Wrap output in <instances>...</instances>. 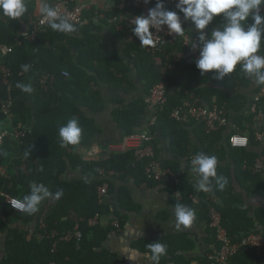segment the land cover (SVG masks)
<instances>
[{"label":"trees","instance_id":"trees-1","mask_svg":"<svg viewBox=\"0 0 264 264\" xmlns=\"http://www.w3.org/2000/svg\"><path fill=\"white\" fill-rule=\"evenodd\" d=\"M67 1L71 7L76 4V0ZM133 1L111 0L112 9L104 13L88 5L84 11V17L89 20L87 26L79 27L72 33L57 32L46 26L30 41L18 35L22 24L28 26L32 23L29 20L33 16L30 6H27V9L30 7V14L26 12L15 20L0 15V45L12 48V52L1 59L9 76L0 75V123L10 119L13 127L20 126L25 132L23 138L5 139L0 146V165L5 162L4 157L10 154L13 169L7 177H0V235H5L0 264L121 263L115 253L104 248V243L110 233L117 230L111 225L114 221L121 229L125 220L121 211L137 212L139 208L133 203L127 188L117 187V182L125 183L133 179L136 183L145 181L156 184L144 176L148 161L136 162L132 152L114 153L100 161L84 160L78 150L88 146L98 132L96 124L87 114L99 113L104 109L102 87L108 86L122 92L134 88L131 70L122 56L133 62L135 76L144 88L142 99L116 108L112 113L123 136L138 132L137 126L147 112L145 96L161 81L167 83L166 102L156 113L155 123L147 126L145 132L152 136L151 144L160 166L171 170L180 179L178 185L171 183L167 188L172 197L170 203L194 209L195 219L207 222L209 209L216 208L231 243L247 236L256 225L264 228V209L259 208L251 215L245 206V197L264 198L262 175L253 170L256 160L262 157L257 152L260 142L256 141L255 135L260 133L264 136V129L257 130L256 115L246 111L263 85L257 86L247 103L244 95L232 94L236 88L247 87L253 81L240 71V67L222 81L213 79L212 72L201 76L195 66V58L188 48L182 46L180 38L172 45L162 44L154 54L148 49L149 46H142L139 41L127 44L122 56L115 50L104 54L100 48V33L104 27L115 40L121 42L124 39V28L117 31L115 23L110 22L112 19L130 13L144 15ZM177 2L163 0L165 9L172 11H177ZM127 3L132 4L126 6ZM147 3L150 9L155 7L157 0H148ZM261 15H264V11ZM34 21L28 26L29 31L37 19ZM222 23L218 16L204 32L210 33ZM182 27V35L198 40L199 33L192 24L187 28L182 22ZM176 53L183 55L178 63L172 61ZM259 54L264 56V39ZM157 59L160 60L159 65L156 64ZM25 64L30 65L27 72L21 68ZM169 65L172 66L170 71L166 70ZM163 69L166 71L162 73ZM63 71L68 73L67 78L61 75ZM46 75L49 80L44 89L40 80ZM179 77L182 80L178 83ZM17 83L30 84L32 92L21 91L16 87ZM190 94L207 106L223 107L228 119L233 114L234 127L207 133L202 123L191 120L182 125L172 119L171 114L189 102ZM31 100L33 107L29 105ZM115 102L122 103L120 100ZM3 104H8L9 116L3 114ZM257 109L264 116V100L257 103ZM73 118L79 121L82 128L80 140L75 145L62 147L59 128ZM187 128L192 129V135ZM234 133L247 136L249 146L246 149L230 147L229 137ZM192 136L198 141V146L192 142ZM159 138L168 141L170 151L187 165L191 166V158L201 152L217 158L220 163L217 165V175L228 178L222 190L213 182V193L219 203L205 193H199L194 202L196 174L190 175L180 163L160 160ZM226 158L232 161V168L224 163ZM68 168L80 171L86 179L67 180L65 174ZM34 184L43 185L50 196L42 200L32 214L12 210L6 197L21 200L30 194ZM104 184L107 185V194L100 201L97 190ZM57 192L61 193L59 197L56 196ZM114 195L117 196V211L112 210L107 202V198ZM96 214L100 215L102 222L89 226L88 220ZM76 227L80 233L78 239L68 242L61 240L65 235L73 234ZM53 232L56 236H52ZM207 234L208 243L216 249L213 230L209 229ZM154 242L166 245V254L155 261L156 264H209L207 254L212 251L199 257H187L195 251V242L184 234L166 236L156 241H138L134 247L151 256L148 246ZM230 264H264V253L258 254L252 248H245L230 260Z\"/></svg>","mask_w":264,"mask_h":264},{"label":"clouds","instance_id":"clouds-1","mask_svg":"<svg viewBox=\"0 0 264 264\" xmlns=\"http://www.w3.org/2000/svg\"><path fill=\"white\" fill-rule=\"evenodd\" d=\"M145 3L148 0H144ZM264 0H178L177 11L167 10L163 0H157L155 7L148 9L147 15H137L132 28L133 35L138 38L140 45L153 44L152 28L166 25L169 34L182 35L181 15L190 21L198 31L200 43L199 57L195 66L200 75L212 72L213 79L222 81L226 75L233 73L237 65L240 71L257 85H264V56L257 55L264 39V15L261 8ZM38 10L43 15L48 26L57 32L72 33L76 31L69 17L60 15L55 8L39 0ZM27 11L25 0H0V15L15 20ZM221 17L223 23L210 33L204 30L216 18ZM251 18V23H249ZM22 71L27 72L30 65H21ZM17 88L25 93H31L30 84L17 83ZM82 128L76 118L70 119L59 128L61 146L75 145L79 142ZM217 158L204 153H197L191 161V171L196 174L197 190L209 192L213 182L222 190L228 183V178L217 175ZM61 193L57 192L59 197ZM50 196L43 185H33L29 195L21 200H13L15 209L27 214L37 210L42 200ZM175 224L177 228L189 226L195 219V210L183 204L174 205ZM151 249V259L158 261L166 254V245L154 242L148 246Z\"/></svg>","mask_w":264,"mask_h":264},{"label":"crops","instance_id":"crops-1","mask_svg":"<svg viewBox=\"0 0 264 264\" xmlns=\"http://www.w3.org/2000/svg\"><path fill=\"white\" fill-rule=\"evenodd\" d=\"M90 2L91 0H80V2ZM26 7L30 6L31 11H33L32 18H29L30 22L35 23V19H38L41 14L38 10L39 0H25ZM44 3L50 5V0H44ZM134 5L141 8L144 15H147L149 6L144 0H134ZM132 3H127L126 6ZM92 6V5H91ZM30 7L28 8L30 10ZM98 11L104 13L112 9L113 5L111 0H100L98 3L93 5ZM27 11L30 14V11ZM34 21V22H33ZM181 21L185 23L186 27L189 28L191 22L184 20L181 16ZM29 23V27L32 25ZM26 24H22L18 30V35L22 36L25 34L29 28ZM124 39L120 42L115 40L110 34L107 28H103L101 35L100 48L102 52L108 55L111 51H118L119 54L123 55L124 47L132 42L139 41L132 33L133 26L124 25ZM183 57L182 54H175L173 62L178 63ZM124 62L130 68V78L134 84V88L128 92H122L117 89H112L108 86L102 87V97L104 100V109L99 113H88V117L91 118L98 132L90 141L89 145L78 150V153L84 160H96L100 161L106 157L114 154L111 151V147L117 144L124 137L121 130H119L113 120L112 113L116 108H123L131 104L133 101L142 99L144 97V88L142 83L137 80L135 76L134 64L126 57H123ZM170 71V70H169ZM182 80L179 77L178 83ZM214 87L213 85H211ZM257 84L253 81L247 87L240 86L236 88L232 94H240L246 97L247 103L253 96ZM115 100H120L122 103H116ZM33 100L30 101V107H33ZM248 106V105H247ZM151 116V112H146L145 116L140 120L137 131L144 132L148 120ZM233 114L229 117V124L233 125ZM256 129H264V116L261 118H255ZM12 122L10 119L3 121L0 124V131L12 129ZM188 132L191 134L192 129L187 128ZM192 135V134H191ZM158 138V137H157ZM192 142L195 145H199L198 141L192 136ZM159 145L161 147V153L159 156L160 160H168L176 163H180L182 167L191 175L195 174L191 171V166L187 165L185 161L181 160L179 157L174 155L169 149V143L163 138H159ZM258 154L262 157L264 155V143H260L257 147ZM2 165H0V177H7L13 169L11 168L12 156L9 154L4 157ZM226 164L230 165L232 168L233 163L230 159L225 160ZM220 163L218 162L217 165ZM262 179L264 181V160H263V170L260 172ZM65 178L67 180H83L86 179L80 171H75L70 168L66 171ZM196 183H197V177ZM171 183L169 181H163L159 184H148L145 181L135 182L133 179L127 180L125 183L117 182V187L124 186L127 188L133 203L139 208L137 212H122L125 216L124 223L121 229L112 231L104 243V248L115 253L121 260L120 264H156L155 261L151 259L150 254L144 253L136 249L134 244L138 241H156L162 239L166 236H173L184 234L188 238L195 242V251L187 255L188 258L199 257L208 253L209 251H214L210 243H208V223L207 221H200L194 219L193 222L187 226L176 227L175 216H174V205L170 203L172 197L169 195L167 188ZM178 185V184H177ZM235 187L237 185H234ZM239 189V187L237 186ZM199 193H205L210 196L215 203H219L218 199L214 196L213 189L209 192L199 191L196 188L195 195L193 197L194 202L198 199ZM178 197V194H176ZM107 202L110 204V208L114 211L119 210L117 203V196H110L107 198ZM245 206L248 208L249 213L254 214L255 210L262 208L264 209V198L260 196L245 197ZM34 226L32 225L33 229ZM254 233L260 235L264 240V228L260 225H256L253 229ZM5 249V235H0V259L4 254ZM173 264V263H168Z\"/></svg>","mask_w":264,"mask_h":264},{"label":"built area","instance_id":"built-area-1","mask_svg":"<svg viewBox=\"0 0 264 264\" xmlns=\"http://www.w3.org/2000/svg\"><path fill=\"white\" fill-rule=\"evenodd\" d=\"M100 0H91L90 2H80V0H76V4L71 7L67 0H50V6L55 8L56 11L62 15L69 17L70 22L75 26V28L84 27L89 24V20L84 17V11L88 5H95ZM264 11V7L261 8V13ZM134 14L121 15L117 19L114 18L110 22L115 23L116 30L121 31L123 25L133 26L135 24ZM101 18H103L101 16ZM48 26L46 18L41 15L33 28L27 31L22 37L25 38V41H30L33 39L35 34L42 28ZM152 40L153 44L148 47L150 52L153 54L162 44L172 45L176 42L178 38L182 41V46L184 48H188L193 57L198 59L199 57V48L200 45L197 39H193L190 36L184 34L182 36L169 34L167 26H162V30L160 28H152ZM20 44V41L17 42ZM12 52V48L7 45H0V75L3 77L9 76V71L1 64V59ZM259 54V51L256 53ZM262 56V55H260ZM156 64H160V60H156ZM171 65L167 67L166 70L171 69ZM237 67H240L239 64ZM236 67V68H237ZM166 70H162V73ZM62 76L68 77V73L63 71L61 73ZM49 80V76H42L40 80L41 86L45 89ZM167 83L166 81H161L155 87L152 88L148 96H145L144 102L146 105L147 112H151V116L148 120V125L151 126L156 121V113L159 112L164 106L168 92H167ZM264 100V85L261 86L257 93L253 96V101L246 109L250 114L256 115L257 118L263 117L261 111L257 109V103L259 101ZM2 112L5 116H9V107L8 104L2 105ZM171 118L181 123L182 125L188 124L189 121H194L196 123H202L206 129L207 133H211L220 128H228L233 125L229 124V119L226 117V112L224 108H218L216 105L207 106L203 104L199 99H197L193 94L189 95V102L184 106L176 109L172 114ZM25 136V132L22 131L20 126L12 127L10 130L0 131V146L3 144L5 139H15L18 140ZM256 141L260 143H264V136L260 133L255 135ZM152 136L144 132H137L128 136H124L120 142L114 144L111 147V151L113 153H125L132 152L133 157L136 162L147 160V165L144 169V176L148 181H152L156 184H159L163 181H169L170 183H174L175 185L180 183V179L175 175L171 170L162 168L158 161L155 159L154 149L152 146ZM229 145L234 149H246L249 146V140L247 136L234 133L229 137ZM195 157L191 158V161ZM263 160L264 156L260 157L256 160L253 170L258 173L263 170ZM98 197L100 201H102L107 194V185L99 187L97 190ZM17 200L14 198L6 197V202L9 207L16 211L22 212L14 208L12 201ZM99 222H102V218L100 215L96 214L93 218L88 220L89 226H96ZM208 227L213 230L215 235V241L217 244V248L214 249L211 253L207 254V259L209 264H230V260L238 254V252L244 250L245 248H252L258 254L264 253V240L262 237L254 232L249 233L247 236L237 240L234 243H231L227 234V231L222 226V217L220 212L211 207L209 209L208 215ZM115 229L119 230V225L116 221L111 224ZM52 236H56V233H52ZM80 237V233L77 227L74 230L73 234L65 235L61 240L63 241H71L72 239H78ZM53 264V263H52Z\"/></svg>","mask_w":264,"mask_h":264},{"label":"rangeland","instance_id":"rangeland-1","mask_svg":"<svg viewBox=\"0 0 264 264\" xmlns=\"http://www.w3.org/2000/svg\"><path fill=\"white\" fill-rule=\"evenodd\" d=\"M1 124V123H0Z\"/></svg>","mask_w":264,"mask_h":264}]
</instances>
